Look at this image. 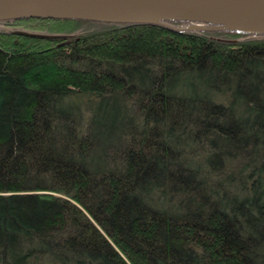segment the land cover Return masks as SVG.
Wrapping results in <instances>:
<instances>
[{
	"label": "trees",
	"instance_id": "obj_1",
	"mask_svg": "<svg viewBox=\"0 0 264 264\" xmlns=\"http://www.w3.org/2000/svg\"><path fill=\"white\" fill-rule=\"evenodd\" d=\"M0 264H264V35L0 21Z\"/></svg>",
	"mask_w": 264,
	"mask_h": 264
},
{
	"label": "water",
	"instance_id": "obj_2",
	"mask_svg": "<svg viewBox=\"0 0 264 264\" xmlns=\"http://www.w3.org/2000/svg\"><path fill=\"white\" fill-rule=\"evenodd\" d=\"M187 9L160 15L164 6ZM149 17L143 19L141 16ZM19 18L158 23L181 30H226L264 35V0H0V21ZM181 22L177 26L171 22ZM191 22L203 25L192 26Z\"/></svg>",
	"mask_w": 264,
	"mask_h": 264
},
{
	"label": "bare ground",
	"instance_id": "obj_3",
	"mask_svg": "<svg viewBox=\"0 0 264 264\" xmlns=\"http://www.w3.org/2000/svg\"><path fill=\"white\" fill-rule=\"evenodd\" d=\"M158 13L160 15H169V16H181L182 14L184 13H187V9H185L184 7H181V6H176V5H170V6H164L162 7ZM149 16L147 15H143L141 16V18L145 19ZM192 26H197V27H202L203 25H198V24H195L193 22H191Z\"/></svg>",
	"mask_w": 264,
	"mask_h": 264
},
{
	"label": "rangeland",
	"instance_id": "obj_4",
	"mask_svg": "<svg viewBox=\"0 0 264 264\" xmlns=\"http://www.w3.org/2000/svg\"><path fill=\"white\" fill-rule=\"evenodd\" d=\"M182 27H187V25L186 24H182Z\"/></svg>",
	"mask_w": 264,
	"mask_h": 264
}]
</instances>
